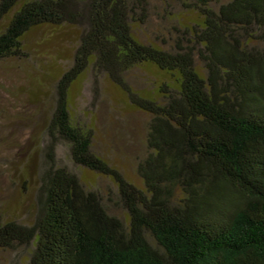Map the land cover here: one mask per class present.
<instances>
[{"label": "trees", "instance_id": "16d2710c", "mask_svg": "<svg viewBox=\"0 0 264 264\" xmlns=\"http://www.w3.org/2000/svg\"><path fill=\"white\" fill-rule=\"evenodd\" d=\"M18 1L0 0V61L25 58L39 25L79 37L53 87L33 218L0 214L5 264H264V0H162L151 39L150 0ZM150 69L165 79L134 89ZM103 79L148 115L142 188L94 147L85 106Z\"/></svg>", "mask_w": 264, "mask_h": 264}, {"label": "rangeland", "instance_id": "374dc122", "mask_svg": "<svg viewBox=\"0 0 264 264\" xmlns=\"http://www.w3.org/2000/svg\"><path fill=\"white\" fill-rule=\"evenodd\" d=\"M19 0L16 8L20 6ZM152 3L150 25L143 32L159 29L157 18L171 10L162 0ZM178 8L176 0H164ZM173 9V12H175ZM9 16L5 18L7 21ZM0 21V29L2 27ZM79 37L74 26L39 25L23 36L26 57L0 61V214L6 219L23 217L32 220L37 187V162L42 135L52 107L53 87L69 66ZM132 87L150 90L165 77L155 70L134 73ZM83 76L71 87V99L81 92ZM94 127V147L112 166L132 183L142 188L136 173V158L144 149L148 115L133 107L126 95L107 79L100 80V89L88 101ZM85 181L101 178L85 172ZM9 259L0 251V264Z\"/></svg>", "mask_w": 264, "mask_h": 264}]
</instances>
